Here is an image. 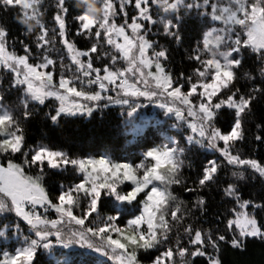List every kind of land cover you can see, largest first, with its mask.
<instances>
[{"label":"snow or ice","instance_id":"obj_1","mask_svg":"<svg viewBox=\"0 0 264 264\" xmlns=\"http://www.w3.org/2000/svg\"><path fill=\"white\" fill-rule=\"evenodd\" d=\"M82 3L84 11L74 17L79 26L76 35H82L85 38L95 37L96 42L92 43L88 50H79L74 43L66 39L65 17L69 12L66 0H56L57 12L53 19L59 29L61 42L70 53L72 63L77 66V71L83 77L88 78L86 81L88 85L99 87L100 91L91 93L77 88L73 79L63 75L57 83L51 70L44 71L50 69V66L54 67L56 61L47 55V46L53 41L49 38L47 27L41 21L42 0H0V7L5 10L8 8L20 10L16 22L25 30V35L32 34L36 28H39V32L35 35L36 47L44 49L41 53V61L31 63L32 50L25 45L23 55L10 51L9 32L0 25V66L13 74L12 87H23L25 99L22 103L25 108V119L31 115L28 111L29 100L39 105H45L49 99L58 101L59 105L55 108L54 114L50 115L53 124L58 123L63 116H76L77 114L91 116L95 107H99L98 103L95 107H89L74 101L69 102V97L94 102L106 99L116 104L130 105L129 99L113 100L111 96L102 95L101 93L109 91L108 85H114L115 88L120 89L124 97H144L150 102L166 95L173 101L184 105L189 116L198 119L199 126L189 124V127L201 139L195 140L190 136L188 138L190 143L204 146V141H207L208 146L216 148V142L223 141L224 147L217 150L229 164L250 167L261 178H264V165L254 159H242L239 155H233L229 150L235 142L244 139L243 117L251 111L252 102L257 99L256 93H264V88H253L252 92L247 95L239 94V88L233 90V85L238 78L237 70L243 62L242 58H238L243 49H251L257 57L264 61V0H227L225 5L211 4V18L222 22L225 27L213 28L209 31L203 41V51L198 49L197 54L190 57L199 61L203 69L196 70L201 82H192L191 78H188L187 91L183 90L184 84L166 70L163 61L168 59L167 50L154 48L153 42L146 37L145 24L141 21H147L150 24L157 23L151 15L150 5L153 4L167 13L177 11L181 6L189 10L194 7L199 8V3H185V0H120L117 9L113 0H98L99 6L103 9L99 17L91 15L90 6ZM203 4L209 5V0H203ZM126 5H133L138 12L131 18L130 23L125 11ZM118 11L123 12L126 17L123 24H117L113 18ZM24 21L35 24V29L28 28ZM163 23L164 34L179 41L178 25L171 21ZM128 29L131 34L127 31ZM232 33H235L234 38ZM242 36L246 38L242 39ZM101 39L112 47L115 54L111 55V65L97 68L93 66L92 54L98 52ZM222 48L224 50H221ZM203 53H207L208 58H202ZM82 57H87V61L82 60ZM121 60L126 66L116 67L118 61ZM260 72L264 75V67H261ZM129 75L138 77V79L130 83ZM251 78L249 76V79ZM75 79L79 80V77ZM80 82L84 83V81ZM139 83H143L146 87L143 90L138 88L136 85ZM151 85H154L155 90H150ZM225 90H228L230 94L214 102V98ZM194 96L198 102L192 99ZM2 100L3 97L0 96V101ZM141 106L131 104V111L128 115L132 116ZM158 106L166 108L168 113H175L177 119L184 118L181 108L164 103ZM225 106L235 110L234 124L227 134L222 133L213 124L219 110ZM256 139L261 140V136L257 135ZM25 147L23 128L10 110L0 106V153L20 154L24 157V164L37 166L41 173L44 172L45 165L50 169L72 165L83 173V181L67 191H62L57 197V202H53L41 183L42 176L26 175L24 168L11 160L7 162L6 167L0 166V217L8 213L14 214L34 232L36 237V239L24 237L26 246L17 248L14 255L5 252L3 254L5 258L0 260V264H34L40 248L47 250L52 247L49 237L53 235L64 247L79 243L82 247L86 246L102 255L109 256L118 264H140L139 252L157 249L164 244L169 240L174 226L172 222L182 220V216L178 215L179 205L169 211L170 201H174L176 197L168 189L171 185L181 183L180 174L184 162L180 156L183 149L165 147L161 150L149 151L147 157L153 163L149 166L140 165L143 172L138 176L137 169L131 165L115 164L106 158L87 161L72 159L63 151H56L43 145L32 149L29 154L23 151ZM217 170V162L209 161L208 166L203 170L202 178L199 179V185L204 186L206 182L212 181ZM238 178L242 180L244 176L239 174ZM125 180L131 181L135 187L131 191L121 193L118 191V186ZM149 185L152 187L145 193L146 199L141 215L129 220L126 228L119 227L116 224L118 217L110 215L102 226L86 229L92 237L102 241L99 245L89 240L85 232L72 231L70 235H66L62 229L58 228V225L65 223V219L69 223L74 222L83 227L85 219L98 211L103 194L113 196L117 201L131 204L137 200L140 193L145 192ZM187 190L193 191V189ZM225 191L227 195L236 197L239 201L235 185H229ZM81 193L87 198V207L84 209V215L78 217L74 215L73 208L80 207ZM197 203L202 208L205 201L200 199ZM250 204H252L251 201H243L240 207L247 209ZM37 206L43 208L45 212L49 209L54 210L59 214V219L49 220L37 212ZM253 206L255 208L264 207L260 204ZM233 226L239 230L238 237H233L231 241L233 248L243 251L245 238L264 240V225L259 224L256 217L246 210L237 213L235 219L228 221V227L232 229ZM8 227L7 224L0 223V229H3L0 230V237L5 236ZM13 227L15 234L19 236L20 225L15 224ZM50 229L55 231H50ZM184 231L191 237L190 243L198 247L189 252L188 248L180 247L177 242L175 250L171 247L167 248L155 257L152 264H176L175 256L181 258L180 264H187L184 259L186 255L193 258L204 257L207 255L204 251L206 246H211L218 252L217 240L225 239L223 235H220L214 240L211 235L206 236L200 230H193L191 226L186 227ZM208 264H221V260L218 256H210Z\"/></svg>","mask_w":264,"mask_h":264},{"label":"trees","instance_id":"obj_2","mask_svg":"<svg viewBox=\"0 0 264 264\" xmlns=\"http://www.w3.org/2000/svg\"><path fill=\"white\" fill-rule=\"evenodd\" d=\"M212 2L209 0V5L205 6L201 0H185V3H199L200 7L189 10L181 6L177 11L167 13L153 4L150 5L151 15L157 23L150 24L147 21H141L145 24L146 37L153 42L154 48L167 50L168 59L163 63L166 70L184 84V91L189 88L188 78H191L192 82H201L196 70H202L203 65L190 57H194L198 49L203 51L205 31L219 27L217 22L211 19L210 6ZM113 3L118 9L120 0H113ZM218 3H227V0L217 1ZM55 4L56 0H42L41 21L47 27L49 38L53 41L51 45L47 46V55L56 61L55 66H50V69H46V71L51 70L57 79L59 76L69 75L66 67L72 69L74 75H77V71L69 62L60 41L59 29L53 19L57 12ZM66 6L69 9L65 17L66 39L73 42L78 49L85 50L90 46V43L85 36L76 35L79 26L74 19L76 15L84 11V4L82 0H66ZM19 11L18 8L5 10L0 7V25L9 32V50L18 55H23V48L27 45L32 50L30 62L39 63L42 59L41 53L44 52V49H37L36 47L35 35L39 32V28H36L32 34L25 35V30L16 22ZM125 11L129 23L131 18L138 14L133 5H126ZM125 19L123 12L118 11L115 15L117 24H123ZM162 21H171L178 25L179 41L164 34ZM173 30L176 31L177 29ZM99 50L100 48H98ZM103 50L104 53H107L106 62L103 58L101 59L104 67L110 65L109 59L115 53L111 47H106ZM97 54L100 55L98 52ZM202 58H208V54L203 53ZM238 58H242L243 62L237 70L238 78L233 85V90L239 88V94L247 95L252 92L253 88H264V75H261L260 72L261 67H264V61L257 57L251 49H243ZM93 62L95 65L101 66L96 58H93ZM117 66L124 67V64L118 62ZM77 76L79 77V73ZM249 76L252 78L249 79ZM12 79L10 72L1 67L0 96L3 97V100L0 101V105L4 109L10 110L23 128L26 145L23 151L29 152V154H31L32 149L43 145L56 151H63L72 159L83 160L107 156L110 161L126 162L134 169L141 170L140 165L149 166L151 164V161L144 155L145 151L155 146L161 147L166 139L175 140L173 147L183 149L180 156L184 162L180 174L181 183L171 185L168 189L176 197L174 201H170L169 211L174 210L179 205L180 213L178 215L182 216V220L172 222L174 226L169 240L164 244L157 249L139 252L140 264H152L155 257L167 248L171 247L175 250L177 242H179L180 247L188 248L189 252L194 251L198 246L190 243L191 237L184 231L188 226H191L193 230L202 231L206 236L211 235L214 240L220 235H223L225 239L223 241L217 240L218 252L216 249L212 247L209 249L206 246L204 251L207 255L204 257L193 258L186 255L184 259L187 264H208V257L210 256H218L221 264H264V240L245 238L244 249L241 251L231 246L233 235L228 227V221L233 220L241 209L240 203L243 201L252 202L245 210L255 216L259 224L264 225V207L255 208L253 206L255 204L264 205V178L249 170H244V179L241 182L231 183V170L234 168L207 150L205 141L204 146L190 143L188 138L191 131L184 126L180 128L175 120L161 113H157L156 117L159 119L155 118V124L153 121L151 123L150 119L141 130L133 129L124 107L101 106L87 118L84 116H63L58 123L53 124L50 115L54 114V104L46 101L45 105H39L29 100L28 111L31 112V115L25 119V108L22 103L25 95L20 88L11 86ZM228 94H230L228 90L222 91L218 97L214 98V102L226 98ZM256 95L257 99L252 102L251 111L243 117L244 139L235 142L229 150L233 155H239L242 159H254L264 165V93H256ZM234 120L235 110L225 106L219 110L213 124L222 133H226L231 130ZM257 135L261 136V140L256 139ZM9 160L20 164L28 176H42L41 183L53 202H57V197L62 191H67L81 182L76 167L72 165L63 166L59 169H50L45 165L44 172L41 173L37 166L24 164V157L20 154L0 153L1 164L5 165ZM209 161H216L218 170L212 181L200 186L199 179L202 178L203 170L208 166ZM229 185L236 186L239 201L236 197L226 194L225 190ZM128 189H130L128 184L118 187V191L121 190L122 193H126ZM187 189H193V191ZM142 197L143 195L139 196L136 201L129 204L117 201L113 196L103 194L98 211L85 219L83 227L73 222L69 226L63 227L62 230L66 235H70L72 231L85 232L89 240L99 245L102 241L92 237L90 233L86 232V229L102 226L110 215L118 217L116 224L121 228L124 227L128 219L139 211V201ZM200 199L205 201L202 208L197 203ZM86 207L87 198L81 193L80 207L73 208L74 215L82 217ZM53 217H55L54 214ZM0 223L9 226L5 236L0 237V260H2L5 252H12L15 248L13 225H20L19 236L27 234L28 227L11 213L0 217ZM113 236L115 238V234ZM174 259L176 264H180L181 258L179 256H175ZM34 264H118V262L91 248L82 247L79 243H73L68 247L57 243L49 250L40 248L34 259Z\"/></svg>","mask_w":264,"mask_h":264},{"label":"rangeland","instance_id":"obj_3","mask_svg":"<svg viewBox=\"0 0 264 264\" xmlns=\"http://www.w3.org/2000/svg\"><path fill=\"white\" fill-rule=\"evenodd\" d=\"M201 1H203V0H201ZM212 1H213L212 3H216V4H217V1H224V0H212ZM225 4H226V3H218V5H225ZM98 6H99V5H98ZM114 6H115V5H114ZM116 15H117V14H116ZM113 18L115 19V16H114ZM211 19H212V18H211ZM214 21H215V20H214ZM215 22H217V24L219 25V27H217L216 29H221V28H224V27H225V25H224L222 22H220V21H215ZM211 30H212V29H208V30L205 31L204 36H203V41H204V39H205L207 33H208L209 31H211ZM127 31L129 32V34H131L130 29H128ZM231 35H232L233 38H234L235 33H232ZM244 38H246V37H243V39H244ZM87 39H88V42L90 43V46H88V48L85 49V50H88V49L91 47V44L94 43V42H96L94 36L91 37V38H87ZM60 41H61V39H60ZM61 43H62V42H61ZM72 43H73V42H72ZM62 45H63L64 51H65V53H66V55H67V58H68L69 62L72 63L70 53L68 52V50L66 49V47H65V45H64L63 43H62ZM99 45H100V47H99L100 50L98 51V53H99L100 55H98L97 53H94V54H92V57H93L94 59L96 58V60L99 61V62L101 63V66H97V65H95V62H93V66H94V67H97V68H103V65H102V61H101V59L103 58V59L105 60V62H106V55H105L103 49L106 48V47H109V48H110L111 46H110V45H107L106 43H104L103 39H101ZM75 46H76V45H75ZM76 48L78 49L77 46H76ZM111 48H112V47H111ZM79 50H82V49H79ZM221 50H224V49L222 48ZM49 51H50V50H49ZM82 51H83V50H82ZM149 51H150V54H151V50H149ZM55 53H56V52H55ZM81 59L87 61L88 58H87V57H82ZM67 62H68V61H67ZM118 62H119V64L121 63V64H124V66H126L125 63H124V61L121 60V61H118ZM109 64L111 65V59H109ZM72 65L75 67V71H77V66L74 65L73 63H72ZM1 67H2V66H0V68H1ZM116 67H118V66L116 65ZM2 68H3V67H2ZM66 69H67V71L69 72V75H68V76H65V77L73 79V80H74V83H75V86H76L77 88H82L83 90L88 91V92H90V93H91V92L100 91V89H99V87H98L97 85H88L87 82H86L88 78L83 77L82 74H81L79 71H77V75H78V73H79V80H76L75 78L78 77V76H77V75H74V73L72 72V69L67 68V67H66ZM5 70H6V69H5ZM152 70L154 71V68H153ZM7 71H8V70H7ZM44 71H46V70H44ZM145 71H147V70H145ZM9 72H10V71H9ZM101 74H103V73H101ZM10 75L13 77V74H12L11 72H10ZM60 77H61V76H59L57 79H55V77H54V80L58 83ZM128 79H129V82L131 83V82H135V80L138 79V77H132L131 75H129ZM12 81H13V79H12ZM80 81H84V83H81ZM150 84H151V82H150ZM136 86H137L138 88H141L142 90L146 87L143 83H139V84H137ZM15 88H20L21 92H23V87H22V86H21V87H15ZM108 88H109V91H108V92H103V93H101V94L104 95V96H111V97H113V100H116V99H129V101H130V105H131V104H139V105H142V106L139 107V108H137V110L133 113L132 116H129V115H128V112L131 111V107H130V105L116 104V103L110 102V101H108V100H106V99H105V100H102V101H99V102H94V101H86V100H83V99H80V98H76V97H69V102H73V101H74V102H76V103L84 104V105H87V106H89V107H95V106L97 105V103L99 104V107H101V106H104V107H124L125 110H126V112H127V116L129 117V121H130L131 125L133 126V129L137 128L138 130L143 129L144 126L149 122L150 119H151V123H152V121H153V123L155 124V122H154L155 118H156V119H159V117H158V118L156 117V116H157V113H161V114L165 115L166 117H168V118H172L173 120H175V122L179 124V127H180V128H182V126H184V127H186L187 129H189V130L191 131L190 136L193 137L195 140L201 139V138L199 137V135H198L197 133L193 132L192 129L189 127V124H196L197 126H199V122L197 121L198 119H197V118H194V117H192V116H189V115L187 114V109L185 108V106L182 105V104H180V103L177 102V101H173L170 97H167L166 95H163V96H160V97L155 98L153 101L150 102L148 99H146V98H144V97H124V96L122 95V93H121V90L115 88L114 85H108ZM150 90H155V89H154V85H151ZM198 91H202V90H201V89H198ZM23 93H24V92H23ZM118 93H121V94L118 95ZM24 95H25V94H24ZM192 99H193L194 101L198 102V101H197V98H196L195 96L192 97ZM47 101H50V102H52V103L54 104L53 108H54V112H55V108L59 105V102H58V101H55V100H52V99H49V100H47ZM161 103H164V104L169 105V106H174V107L181 108V109L183 110V113H184V118H183V119H177L175 113H168V112L166 111V108H161V107H159L158 105L161 104ZM105 105H106V106H105ZM0 106H1V105H0ZM99 107H95V110H96L97 108H99ZM2 108H3V107H2ZM146 109H147V110H146ZM76 116H84V117H86V118L89 117L87 114H84V115L77 114ZM71 117H74V116H71ZM160 120H161V119H160ZM159 122H161V121H159ZM230 131H231V130H230ZM230 131H229V132H230ZM227 133H228V132H226V133H224V134H227ZM190 136H189V137H190ZM205 142H206V146H205V147H206L207 150H209L210 152L214 153V154L216 155V157L221 158L226 164H229L228 161H227V159L221 154L220 151L217 150V149H220V148H223V147H224L223 141H217V142H216V145H217L216 148H213V147L208 146L207 141H205ZM174 143H175V140H172V139H166L165 141H163V145H162L161 147L155 146V147L149 148L148 150L145 151L144 155H145L146 158H148V157H147V153H148L149 151L161 150V149H163V148H165V147L174 148V147H173V146H174ZM169 144H170V145H169ZM102 158H106V159H108L107 156H100V157H96V158H85V159H83V160H85V161H87V160H89V159L99 160V159H102ZM148 159H149V158H148ZM108 160H109V159H108ZM149 160H150V159H149ZM150 161H151V160H150ZM219 161H221V160H219ZM111 162H112V163H115V164H128V163H126V162H116V161H111ZM151 163H153V162L151 161ZM221 163H222V162H221ZM128 165H130V164H128ZM229 165L232 166V167L234 168V170H231V176H230L231 183L241 182V179L238 178V175H239V174L244 175V174H245L244 170H249V171L255 173L256 175H258V173L254 172L250 167H247V166H243V167H241V166H237V165H234V164H229ZM0 166H4V167H6L7 164L3 165V164H1V162H0ZM132 167H133V166H132ZM76 171H77V173H79V175H80V177H81V182H82V181H83V173L79 172V171L77 170V168H76ZM142 172H143V169H141V170H137V175H138V176H139V175H142ZM234 173H235L236 175H234ZM258 176H259V175H258ZM124 184H128V185L130 186V189H128L126 192L131 191V190L135 187V185H134L131 181H129V180H125V181H123L121 184H119L118 187H121V186H123ZM151 187H152V185H149V187H148L147 189H145V192L140 193V194L138 195V197L141 196V195H143V197H142V198L140 199V201H139V211L136 213V215L130 217V218L128 219V221L131 220V219H135L137 216L141 215V212H142V209H143V203H144V201H145V199H146V195H145V193H147L148 191H150ZM160 187L163 188L164 186H163V185H160ZM119 191L122 193L121 190H119ZM82 194H83V193H82ZM138 197H137V198H138ZM124 203H127V202H124ZM29 207H30V206H29ZM36 210H37V212H39V213L42 214L43 216L47 217L49 220L59 219V214L56 213V212H55L54 210H52V209H49L47 212H45L43 208H40L39 206H37V209H36ZM241 211H245V209H239V211H238L237 213H239V212H241ZM246 211H247V210H246ZM53 214L55 215V217H53ZM235 218H236V216H235L233 219H235ZM18 219H19V218H18ZM19 220H20V219H19ZM21 222H23V221L21 220ZM23 223H24V222H23ZM24 224H25V223H24ZM69 224H70V223L67 221V219H65V223L58 225V228L62 229V228L65 227V226H69ZM25 225H26V224H25ZM27 227H28V226H27ZM126 227H127V224H126L124 227H122V229H123V228H126ZM144 227H146V225H145ZM230 230H231V233H232L233 237H238V235H239V230L236 229L235 226H233V228L230 229ZM50 231H55V230L50 229ZM24 237H28L29 239H36L34 232H33L32 230H30L29 227H28L27 234H24V235H21V236H17V235L15 234V236H14V238H13V239L16 241L15 246H14L15 248H14V250H13L12 252H8L9 255H14L15 250H16L17 248H20V247L26 246L25 243H24ZM49 241H50V243H51L52 246H53L54 244L59 243V242H57L56 237H55L54 235L49 237ZM208 247H209V249H211V246H208ZM51 248H52V247H51ZM51 248H50V249H51ZM42 249H43V248H42ZM47 250H49V249H47ZM4 258H5V257L3 256V259H4ZM3 259H2V260H3Z\"/></svg>","mask_w":264,"mask_h":264},{"label":"clouds","instance_id":"obj_4","mask_svg":"<svg viewBox=\"0 0 264 264\" xmlns=\"http://www.w3.org/2000/svg\"><path fill=\"white\" fill-rule=\"evenodd\" d=\"M82 2L87 3L89 7V13L93 16L99 17L103 13V9L98 6V0H82ZM24 23L27 25L28 28L34 30L36 25L35 24H29L27 21H24Z\"/></svg>","mask_w":264,"mask_h":264}]
</instances>
